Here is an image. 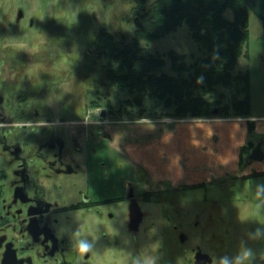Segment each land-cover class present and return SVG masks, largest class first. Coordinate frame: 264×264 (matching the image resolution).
Returning a JSON list of instances; mask_svg holds the SVG:
<instances>
[{"label": "flooded vegetation", "instance_id": "flooded-vegetation-1", "mask_svg": "<svg viewBox=\"0 0 264 264\" xmlns=\"http://www.w3.org/2000/svg\"><path fill=\"white\" fill-rule=\"evenodd\" d=\"M35 28L23 8H0V264H215L210 217L186 196L197 184L152 180L126 133L111 132L115 119L70 118L66 88L84 54L71 71L66 32L51 29L44 43L23 35ZM248 143L238 169L225 171L227 188L241 189L233 214L264 184V161L250 158L264 139ZM261 220L264 230V209Z\"/></svg>", "mask_w": 264, "mask_h": 264}, {"label": "rangeland", "instance_id": "rangeland-1", "mask_svg": "<svg viewBox=\"0 0 264 264\" xmlns=\"http://www.w3.org/2000/svg\"><path fill=\"white\" fill-rule=\"evenodd\" d=\"M156 1L147 0V6ZM133 6V0H0V8L7 10L12 7H21L28 15L35 16L38 28L24 32L25 37H37L40 39L39 42L44 43L50 39L52 33L57 35L51 29L54 31L59 30V34L62 33L63 29L66 35L69 36L68 50L71 71L77 69L78 58L82 53L84 54L85 68L74 76L73 81L66 88L69 103L67 109L70 118L78 114L84 119L90 120L103 119L102 111L107 110L106 108H89L92 101L98 100L102 96L101 94L107 93L106 90L94 85L92 77L89 76V68L94 66L93 61L98 60L99 63V59L95 58L93 54L95 36L106 29L111 31L121 44L132 42L135 37V25L130 19ZM225 16L228 20H232V11L228 10ZM40 26L42 30H40ZM19 32L17 30V35H19ZM250 35L249 57L243 56L240 58L233 74L250 73L252 111L254 114L264 115V22L253 13L250 18ZM80 42L82 49L79 47ZM141 45L148 48L151 53L166 59L167 66L162 72L168 74H172L171 61L167 56L171 50L187 54L189 63H192L197 57L205 56L204 50L192 39L186 25L182 26L177 32L158 40L152 42L142 41ZM89 52L91 53L89 54ZM221 94L226 96L224 103L232 104L237 100L244 99L243 95L237 96L231 89L219 87L215 97H220ZM61 97V93L55 95L57 101L61 100ZM127 98V92L116 90L111 93L110 102L118 107ZM102 101L105 106L107 98L104 97ZM144 108L146 111L142 119H115L110 116L108 111L105 119H115L121 125L119 129L124 131L126 127L134 126L143 119L160 118L162 107L158 106L156 99L148 98L144 102ZM134 113L138 115L139 110H135ZM123 127L125 128L123 129ZM116 129L118 130V127ZM109 130L108 128L107 131ZM257 137L262 138V136L256 135L252 141L255 142ZM95 148L104 153L100 145H96ZM193 152L192 155L186 157L190 162L183 161L184 164L180 163L182 178L178 184L188 182L197 184V187L187 192L186 196L188 200L198 203L197 208L200 212H204L206 218L210 217L209 233L213 234V237L208 250L214 257L215 264H218L224 256H227L230 260L234 259L241 244L253 251L254 258L251 264H264V259L261 258L264 254V230L261 229L263 222L262 220L256 223L253 221L259 219L264 209V188H262L264 184L259 183L260 187L257 188V191H252L253 196L259 197L257 201L248 202L245 200L238 206L239 213L233 214V210L227 208L229 199L233 193L236 194L241 189L227 188L226 180L229 177L220 170L221 166H224V159L222 156L217 157L209 154L206 149L202 150L200 145L198 149H193ZM111 153H113L112 159L123 162L121 155H117L112 150ZM180 194L183 196L185 193L181 192ZM249 221L254 226L253 230H246L250 227Z\"/></svg>", "mask_w": 264, "mask_h": 264}, {"label": "trees", "instance_id": "trees-1", "mask_svg": "<svg viewBox=\"0 0 264 264\" xmlns=\"http://www.w3.org/2000/svg\"><path fill=\"white\" fill-rule=\"evenodd\" d=\"M133 1L132 42L121 44L106 29L95 36L93 54L99 63L93 61L89 76L107 93L92 101L89 108H106L115 119H142L144 102L153 98L162 107L160 118H210L215 111L219 117L252 115L250 73L233 74L240 58L249 57L252 13L243 0H157L150 6L147 0ZM228 10L233 13L232 20L225 16ZM184 25L205 56L189 63L187 54L171 50L167 56L172 74L162 72L166 59L151 53L141 42L166 37ZM219 87L231 89L244 99L224 103V94L215 97ZM116 90L128 94L118 107L110 102ZM102 97L107 98L105 106ZM135 110H139L138 115ZM251 147L252 143H248L242 149V159Z\"/></svg>", "mask_w": 264, "mask_h": 264}, {"label": "crops", "instance_id": "crops-1", "mask_svg": "<svg viewBox=\"0 0 264 264\" xmlns=\"http://www.w3.org/2000/svg\"><path fill=\"white\" fill-rule=\"evenodd\" d=\"M120 126L116 124L112 129L117 139L123 133ZM124 132L129 138L126 147L134 162L143 164L152 180L175 184L182 178L180 163L190 162L187 155H192L199 145L209 154L222 156L224 166L220 170L223 172L237 170L246 144L256 135L264 139V115L252 111L250 117L143 119L126 127ZM261 167L264 169L263 164Z\"/></svg>", "mask_w": 264, "mask_h": 264}, {"label": "clouds", "instance_id": "clouds-1", "mask_svg": "<svg viewBox=\"0 0 264 264\" xmlns=\"http://www.w3.org/2000/svg\"><path fill=\"white\" fill-rule=\"evenodd\" d=\"M253 258V251L250 248H245L241 244L234 259L230 260L227 256H224L219 260L218 264H251ZM261 258L264 259V254H262ZM134 264H155V260L146 256L142 261L140 259H137L136 261H134Z\"/></svg>", "mask_w": 264, "mask_h": 264}, {"label": "water", "instance_id": "water-1", "mask_svg": "<svg viewBox=\"0 0 264 264\" xmlns=\"http://www.w3.org/2000/svg\"><path fill=\"white\" fill-rule=\"evenodd\" d=\"M246 5L249 7L251 13L256 15L264 22V0H243ZM214 114H218V111H215ZM107 116V110H103L102 117ZM250 158L257 161H264V152L260 145H258L250 155Z\"/></svg>", "mask_w": 264, "mask_h": 264}]
</instances>
